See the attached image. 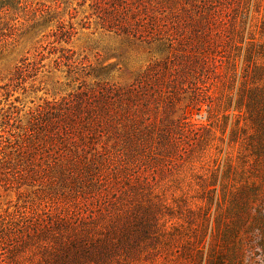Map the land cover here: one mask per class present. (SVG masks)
Returning <instances> with one entry per match:
<instances>
[{"label": "rangeland", "instance_id": "rangeland-1", "mask_svg": "<svg viewBox=\"0 0 264 264\" xmlns=\"http://www.w3.org/2000/svg\"><path fill=\"white\" fill-rule=\"evenodd\" d=\"M10 2L0 264H264V0Z\"/></svg>", "mask_w": 264, "mask_h": 264}, {"label": "trees", "instance_id": "trees-1", "mask_svg": "<svg viewBox=\"0 0 264 264\" xmlns=\"http://www.w3.org/2000/svg\"><path fill=\"white\" fill-rule=\"evenodd\" d=\"M13 2L11 3L10 0H0V16L7 17L10 13L8 10L12 8ZM90 102V99H86L85 103H78L73 107V113H71V117H74L80 122L85 123V120L82 119L83 115L87 116V119L90 120L89 123L92 126L99 128L101 124L108 123L112 118V112L109 109V103H111L110 98L106 100V96L99 95L94 99L93 102ZM88 104V105H87ZM72 111V110H71ZM62 120L68 119L67 116L64 114L61 118ZM69 121L71 118L68 119ZM67 120V121H68Z\"/></svg>", "mask_w": 264, "mask_h": 264}]
</instances>
